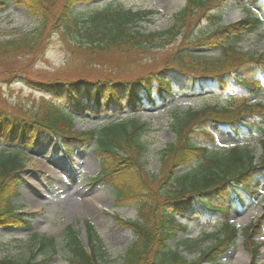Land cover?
I'll return each mask as SVG.
<instances>
[{
    "label": "trees",
    "instance_id": "1",
    "mask_svg": "<svg viewBox=\"0 0 264 264\" xmlns=\"http://www.w3.org/2000/svg\"><path fill=\"white\" fill-rule=\"evenodd\" d=\"M9 4L26 10L39 21V27L20 38L0 42V59L36 55L39 47L45 49L49 29L69 38L68 47L77 52L84 50L86 58L112 54L120 61L130 58L133 51L140 56L149 49H164L181 41L170 49L169 58L157 73L146 74L145 70L136 75L135 70L122 72L117 66L105 78H89L86 71L63 80L55 73L39 85L41 99L30 117H9L0 111L1 146L13 149L0 153V224L30 228V221L24 218L27 214H17L13 200L19 196V176L24 169L22 150L38 145L46 134L67 156L76 148L86 149L94 143L100 166L94 183L110 186L118 204L135 205L136 220L117 218L136 239L126 250L122 264H219L220 257L238 236V228L229 223L230 213L234 209L246 210L264 184V101L260 99H264V55L249 56L233 46L254 32L262 21L247 16L207 36L189 38L202 19L218 18L209 12L219 11L222 2L186 0L185 6L173 14L169 29L148 34L138 30V25L153 16L151 11H133L112 4L99 8L91 6L90 0H0V10ZM197 47L217 51L219 58L203 61L192 50ZM233 87L237 93L224 105L173 111L170 128L176 140L162 151V161L169 163L156 177V189H152L153 182L144 172L146 146L141 139L149 130L147 123L114 121L98 130H74V118L90 112L135 113L147 106L168 105L175 91L197 94L208 90L224 92ZM209 125L226 130L239 140H256L261 156L256 158L253 150L242 145L210 152L194 144L192 135L200 130L214 139ZM166 182L170 185L162 186ZM161 196L164 200L159 203ZM177 216L198 218L214 226L218 231L215 243L202 250V241L190 243L188 248L199 253L194 259L168 250L167 243L177 241L179 234L186 232ZM263 218L241 232L251 252L249 264H256L258 248L254 237L261 234ZM85 231L88 249L77 233L67 229L68 263L103 264L100 241L92 224L86 222ZM53 245L52 238L40 239L37 251L42 253ZM0 264L19 263L0 260Z\"/></svg>",
    "mask_w": 264,
    "mask_h": 264
},
{
    "label": "rangeland",
    "instance_id": "2",
    "mask_svg": "<svg viewBox=\"0 0 264 264\" xmlns=\"http://www.w3.org/2000/svg\"><path fill=\"white\" fill-rule=\"evenodd\" d=\"M218 1L223 3L222 8L219 11L209 12L215 13L218 18L202 19L193 28L189 38L207 36L217 28L247 16L258 17L263 20V24L233 46L249 56L264 55V13L261 4L264 5V0H258L256 3L250 0ZM185 3L186 0H90L91 6L99 8L112 4L133 11H151L154 13L153 16L138 25V30L147 34L169 29L173 14L181 10ZM233 13L238 17L234 21H229L228 18ZM38 27L39 21L31 18L22 8L9 4L6 9L0 10V42L20 38ZM47 36L45 49L39 47L34 56L20 54L18 57L0 59L1 113H7L9 117H30L31 110L41 99L39 85L44 80L52 79L55 73L63 80L86 71H89V78L109 77L115 66L122 72L135 70L136 75H140L145 70H147L146 74L157 73L169 58L170 49L181 41L177 40L172 44L173 46L164 49H149L140 56L133 51L130 52V58L119 61L112 54L86 58L84 50L77 52L75 48L68 47L69 38L55 35L50 29ZM192 50L203 61H214L219 58L217 51H208L199 47ZM235 92L233 88L223 93L212 90L197 94L175 91V97L168 105L147 106L142 111L120 115L110 112L94 115L90 112L76 116L73 120L74 130L76 132L98 130L114 121L137 120L147 123L149 130L141 139L146 146L143 155L144 172L153 182L152 189H156L159 185V179L156 177L165 171L169 163L162 161V151L176 140L170 128L173 111L200 109L208 105L221 106L226 104ZM46 97L49 98L50 95L47 94ZM260 99L264 100L262 97ZM208 129L214 133V139H210L200 130L193 133L192 142L207 147L210 152L242 145L253 150L256 157L260 156L261 149L256 140L245 137L240 140L233 138L228 131L217 129L213 125H209ZM262 138L264 139V135ZM94 146L95 144L92 143L86 149L76 148L68 159L57 142L45 134L38 145L23 148L22 159L25 161V167L19 176V196L13 201L15 212L26 213L24 218L30 221L31 226L26 229L0 224V260H10L19 264H24L26 261L36 264H69V253L66 248L67 229L70 228L77 233L84 248L88 249L85 223L89 222L100 241L101 262L123 263L126 250L135 243L136 239L129 229L118 223L117 218L136 220L137 209L133 202L118 204L110 186L102 182L93 183L100 168ZM10 150L13 149L2 148L0 143V153L4 151L7 154ZM65 184L77 186L84 191L82 197L87 199V209L76 210L69 206L70 203L65 199ZM164 185L170 184L166 182L162 186ZM163 200L162 196L158 198L159 203ZM262 206L264 207V184L250 207L244 211L234 209L230 213L229 223L238 228V236L229 251L220 257L219 264L251 262V252L241 232L251 226L255 218L262 216ZM177 218L186 226V232L179 234L177 241L168 242V250L184 255L187 259H194L199 253L194 248L192 250L188 248L190 243L195 240L202 241L201 250L215 243L218 231L214 226L205 224L198 218L189 220L180 216ZM47 238L54 240L53 248L38 253L40 239ZM254 240L258 248L256 264H264V218L261 221V234L256 235ZM203 264H207V261Z\"/></svg>",
    "mask_w": 264,
    "mask_h": 264
},
{
    "label": "bare ground",
    "instance_id": "3",
    "mask_svg": "<svg viewBox=\"0 0 264 264\" xmlns=\"http://www.w3.org/2000/svg\"><path fill=\"white\" fill-rule=\"evenodd\" d=\"M237 17L238 15L236 13H233L231 14L230 18H228V20L233 21L237 19ZM64 187V191L66 193L65 199L70 203L69 206L76 210L87 209V199L82 197V194L84 192L83 190L73 185L65 184Z\"/></svg>",
    "mask_w": 264,
    "mask_h": 264
}]
</instances>
